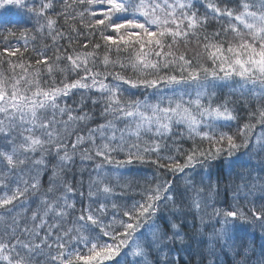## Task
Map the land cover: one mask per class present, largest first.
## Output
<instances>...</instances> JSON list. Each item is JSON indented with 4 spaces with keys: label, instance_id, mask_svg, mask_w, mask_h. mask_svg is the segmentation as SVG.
Returning a JSON list of instances; mask_svg holds the SVG:
<instances>
[{
    "label": "snow or ice",
    "instance_id": "1",
    "mask_svg": "<svg viewBox=\"0 0 264 264\" xmlns=\"http://www.w3.org/2000/svg\"><path fill=\"white\" fill-rule=\"evenodd\" d=\"M10 8L28 26L0 23V264H173L187 216L208 264H264V0ZM137 164L153 174L124 182Z\"/></svg>",
    "mask_w": 264,
    "mask_h": 264
},
{
    "label": "trees",
    "instance_id": "2",
    "mask_svg": "<svg viewBox=\"0 0 264 264\" xmlns=\"http://www.w3.org/2000/svg\"><path fill=\"white\" fill-rule=\"evenodd\" d=\"M37 2H39V0H37ZM57 7L59 8L60 5L58 4ZM201 11L203 12L204 9L201 8ZM0 23H4V24L11 23L14 25H18L20 27L28 26L26 15L23 12H20L15 8H10L7 10H0ZM61 23H63L62 20H61ZM217 27H219V25L215 21H212L210 23V26H209V31H213ZM12 43L13 44L19 43L20 46H23V40L22 39L19 41L14 39L12 41ZM49 44H50V42H49ZM0 46H3L2 43H0ZM36 47H37V49H41V48H43V44L41 42L37 41ZM52 51H53V49L50 47L48 50V55H51ZM28 55L31 56L33 58V60L36 58L35 53H33L31 51V46H30V50H29ZM129 74H131V73H129ZM223 91H224V93H227L229 91V89H224ZM74 102L77 104L81 102V97H80L79 93H77L75 96H71L68 99V103L70 105L74 104ZM85 104H86V107L84 110L88 111L90 113H93V119L91 122V126H95L98 123H103V120L100 117L101 107L99 105L93 107L90 99L86 100ZM258 162H259V158L253 157L250 161H248V166L257 167ZM92 167H93V165L91 162L85 161L83 164H81L79 157L76 158L75 178H76V188H77V194H76L77 200L80 199L79 192L81 190L85 193V197H87L89 173L92 172ZM129 167H131L133 169V172L131 173V175L136 177V178L143 177L142 174H149V176H151L154 172V166L138 165L137 164V165H132ZM222 168L226 169L227 165L222 164ZM239 171H243V169L240 168ZM71 175H72V173L69 174L70 178H71ZM128 176H130V175H126L124 177V182H126L128 179H132L131 177H128ZM125 178H127V180ZM81 180L83 181V188H81L80 183H79ZM235 181L237 184H239L241 182L239 177H236ZM178 183H183V181L180 180V181H178ZM222 187H223V185H222ZM223 198H225L223 195L218 198V202L215 205V207H217V205H219L220 200H222ZM85 203H87V199H85ZM232 203H233V201H232ZM77 207L79 208V204L77 205ZM226 207H228V206H226ZM209 211H210V209H209ZM189 219H191V222H192V216H187L184 218L183 223H186ZM179 222L180 221H178V223ZM182 231L187 233V242H188V240L192 241V236H194V238H195V246H194L193 254H192V255H195V258L194 259L190 258L189 264H202V262L204 260H207V258L205 256H203L199 260H197V258H198L197 255H200V253H197V252L201 251V250H199V247H200L199 245L201 244L200 243L201 242L200 237L198 235L194 234V230L189 225L184 224V228L182 229ZM241 232L245 233L249 238L254 236L255 239L257 240V242L259 243L260 230L258 227L254 228L252 226H248L247 228L242 229ZM188 246H189V244H188ZM189 248L191 250L190 246H189ZM221 255H223V254H221ZM218 260H222V261L226 262L227 264H232L231 254L224 255V256H222V258L219 256ZM181 264H183V263H181Z\"/></svg>",
    "mask_w": 264,
    "mask_h": 264
},
{
    "label": "rangeland",
    "instance_id": "3",
    "mask_svg": "<svg viewBox=\"0 0 264 264\" xmlns=\"http://www.w3.org/2000/svg\"><path fill=\"white\" fill-rule=\"evenodd\" d=\"M245 159H247V158H245ZM240 168L241 167L239 165H236L235 171L240 172L239 171ZM129 175L130 176H128V177H131V178L134 177L131 174H129ZM142 175H143V177L149 176V174H142ZM125 179L127 180V178H125ZM231 204H232L231 193H229L227 199L223 198L222 200H220L219 205H217V207L227 208L226 206L229 207ZM183 224L191 226V219H189L186 223H183ZM209 231H210V229H209ZM206 236H207V233H205V242H200L201 244L199 245L200 246L199 250H201V251L197 252V253H200V255H197L198 256L197 260H199L203 256H205L208 259V261L210 259V257L208 256V253H207ZM188 244L191 247L192 251L190 250ZM194 246H195L194 236H192V241L188 240V242H187V238H186L184 244L177 243L173 247V250L171 252V257H170L173 264H181L183 261L186 262V264H189L190 258H193V259L195 258V255H192ZM217 264H227V263L220 260V262L219 263L217 262Z\"/></svg>",
    "mask_w": 264,
    "mask_h": 264
}]
</instances>
